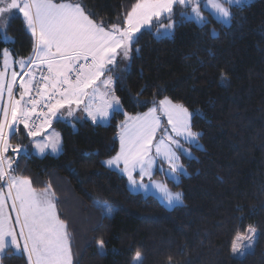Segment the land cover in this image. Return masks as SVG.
<instances>
[{
    "label": "trees",
    "instance_id": "1",
    "mask_svg": "<svg viewBox=\"0 0 264 264\" xmlns=\"http://www.w3.org/2000/svg\"><path fill=\"white\" fill-rule=\"evenodd\" d=\"M54 1L80 3L108 29L126 27L127 13L137 3ZM229 7L226 25L206 9L207 23H198L176 5L170 36L157 38L156 27L143 29L131 59L121 55L116 62L121 111L108 123L58 124L59 154L24 152L15 159V173L34 188L53 192L73 264H264V0ZM6 33L11 39L0 28V68L6 48L15 57L34 54L35 37L22 13L14 12ZM165 97L195 114L192 126L201 133L202 146H192V157L182 155L187 174L179 182L166 179L183 193V204L172 208L155 194L134 192L124 174L103 163L119 150L125 114L146 111ZM100 204L110 206L112 215ZM251 226L259 230L255 248L243 257L233 255L235 237ZM101 239L103 255L97 247ZM2 262L29 264L12 247Z\"/></svg>",
    "mask_w": 264,
    "mask_h": 264
},
{
    "label": "snow or ice",
    "instance_id": "2",
    "mask_svg": "<svg viewBox=\"0 0 264 264\" xmlns=\"http://www.w3.org/2000/svg\"><path fill=\"white\" fill-rule=\"evenodd\" d=\"M204 3L215 18L227 25L231 22L232 13L224 5L242 7L246 0H204ZM174 4L194 5V15L189 18L201 24L207 23V18L200 12V0H137L127 13L126 27L121 28L114 24L109 29L92 20L79 4H57L53 0H0V5H3L0 6V16L13 10L19 11L23 14L27 28L35 37V59L19 61L20 67L24 68L26 63H38L46 65L47 69V75L41 77V85L36 90L39 99L32 98L31 95L35 76L30 67L24 73L29 79L20 81L22 90L19 99L13 95V87L19 73L12 71L11 80L5 85V72L0 71V101H3L5 87L8 96L7 104L0 106V112L3 113V119L0 120V180L7 179V192L0 187V254L9 247H14L17 251L22 247L28 255L29 264H73L69 234L64 222L56 215V206L49 198L51 194L47 190L38 194L27 178L9 175L11 161L5 166L3 157V153L12 147L8 142V131H15L13 125L23 124L29 128V135L35 137L45 124H51V117H56L66 105L69 109L68 115L71 116L75 111L71 106L75 104L79 107L83 104V111L94 124L106 122L111 114L121 111L120 99L115 95L104 99L100 105L94 103L97 94L107 97L112 92L113 78L108 76L101 82L108 89L105 93L99 92L96 82L105 71L114 70L118 49L124 59L130 60L137 33H140L142 28H149L154 17L159 22L158 18L162 13H168L170 18ZM173 28V23L161 24L154 35L157 38L170 36ZM5 39L10 38L5 35ZM136 51L139 52V49ZM8 56L7 50H4L5 69L10 67ZM25 97H29L26 103ZM44 101L47 102L44 105L47 111L40 113L43 119L36 130H32L29 120L36 113V106ZM160 105L168 117L172 132L184 141L202 147L199 144L201 133L194 131L192 126L195 114L183 105L172 104L167 98L160 101ZM155 113L156 108H152L142 116L128 117L133 123L130 126L126 124L121 131L120 152L115 157L103 161L107 167H116L126 173L134 188L147 190L149 187L143 183V178L151 177L155 164V157L150 155L152 139L159 127V118ZM168 140L191 156L188 150L182 148L179 140H173L171 136ZM163 144L162 138L156 146V154L162 155L168 163L166 175L178 182V174H187L186 169L179 163V157L170 147L161 151ZM49 147L53 152L59 151V141L36 144L41 153ZM26 148V145L15 146L16 151ZM121 162L124 165L122 169L119 168ZM137 168L140 170V180L133 178V172ZM160 170L164 171L162 167ZM153 183L169 207L183 204V193L172 191L165 183ZM9 199L16 213L15 224L19 225L18 232L6 210ZM99 206L104 214L112 215L113 209L110 206ZM239 239L241 237L238 236L237 240ZM97 247L103 255L105 247L102 239L98 241ZM249 247L250 245H245L241 250L240 246L234 243L232 252L234 255L244 256ZM140 256L137 252V260Z\"/></svg>",
    "mask_w": 264,
    "mask_h": 264
},
{
    "label": "rangeland",
    "instance_id": "3",
    "mask_svg": "<svg viewBox=\"0 0 264 264\" xmlns=\"http://www.w3.org/2000/svg\"><path fill=\"white\" fill-rule=\"evenodd\" d=\"M251 1H253V0H246V3L247 2H251ZM9 2H10V0H9ZM53 2L57 3V4H59V3L79 4L82 7V5L80 3H73V2H69V1L56 2V1L53 0ZM176 5L180 6L182 9L184 8L183 10H181V13L186 18H189V17L194 15L192 13V7H194V5L189 4V5L185 6V5H180V4H174L173 8H172V13L170 14V18H169V14L168 13H166V12L162 13L161 16L158 18L159 22L157 21V18L154 17L152 25L149 28L156 27V29H158V28H160L161 24H163V25H167L169 23H173L174 24V21H173L174 18L173 17L175 15V10H176L175 7H176ZM0 6H3V5H0ZM224 6L228 7L230 9V7H229L230 5H228V4H225ZM204 9L210 11V9L204 3V0H200V12H201V14L204 17L207 18V21H208V15L205 13ZM15 11H17V10H13L11 13H5L2 16H0V28H1L2 32H3V35H4V37L6 35L10 39H11V37L6 33V26H7L11 16L14 14ZM85 14L88 15L86 12H85ZM106 29H108V28H106ZM143 29H145V28H142L141 31ZM173 29H172V32H173ZM138 34L139 33H137V35ZM5 50H7L8 54H9L8 59H9L10 67L5 69L4 61H3V64H2V66L0 68V71H4L5 72V85H7V83L11 80L12 71H16V69H15L16 66H18L20 71H22L24 69V68L20 67L19 61L24 60L25 62H27V61L30 60L31 57H29V58H27V57H15L14 54L12 53V51L10 50V48H6ZM117 52H118V55L116 56V62L119 60V57L122 55L121 50L118 49ZM4 59H5V57H4ZM26 65H28V68L30 67L32 69V71H34V72L38 71L39 67L42 66L41 64H36V63H34V64L26 63L25 66ZM109 67H111V66H109ZM108 76H111L113 78V84L111 85L112 92L107 97H102L100 94H97L95 96V100H94V103L97 104V105L102 104L104 99H110L111 95H115L116 97H118L116 95L115 89H114L116 77H115L113 71H111V72L105 71L104 75H102L100 77V80H98L96 82V87L99 88V92L100 93L107 92L108 89H106L101 82L104 79H106ZM28 78H29V76L24 75V77L22 79L26 81ZM35 81H36V79H35ZM17 86H18V84H17ZM33 87H34V84H33ZM89 91H91V90H89ZM13 95L15 96V92L13 93ZM15 98L19 99V95H17ZM166 98H167V100L171 101L172 104L183 105L185 108H187L189 110V112H192L183 103L174 101L173 99H171L169 97H165V98H162V99H159V100H155L154 103L146 111H142V112H139L137 114H127L126 118L121 123L118 136H119V140H120V134H121L122 129L125 127V125L127 124V125L130 126L133 123L131 120L127 119L128 117L142 116L144 113L149 112V109L156 108L155 116L159 118V127L157 128V130H156V132H155V134L153 136V139H152V151L150 153V155L155 157V164H154V166L152 168L151 177L145 176L143 178V183L149 185V187L147 188V190H145L143 188H134L131 185L130 182H129V186H130L131 190H133L134 192H142L144 194H150V193L155 194L156 196H158L164 202V204L168 208H172L174 206L169 207L167 205V203L165 202V200L162 197V193L155 187V184L153 182H162V183L167 184L168 187L172 191H179V192H181V191L179 189H173L168 184V182L166 181V179H171L170 176L166 175V172H167V169H168L169 166H168L167 161L163 159L162 155H157L156 154V151H155L156 146L160 143L161 139L163 138L164 144L161 145V151L163 152L167 147H170L172 149V151H174L176 153V155L179 157V163L182 164L184 166V168L186 169L185 165L183 164V161H182L181 157H182L183 154L184 155H187V154L181 148H178L176 145L171 144V142L168 140V137L171 136L173 140H179L180 144L182 145V148L188 150V152L191 153V156L187 155L189 157H192L194 155L193 150H192V146H196V145L184 141L183 138H181L179 136H176L175 133L172 132V126L168 123V117H167L166 113L164 112L163 108L160 105V101H163ZM28 100H29V97L25 98V103ZM7 101H8V96H7V90H6V87H5L4 98H3V101H0V106L6 105ZM85 102H87V99H85ZM46 103L47 102L44 101L41 104H38L36 106V113L29 120V125L31 126L32 130H36V128L40 125V123H41V121L43 119V117L41 115L38 116V119H37V122H36L35 125H32V120L34 119V116L38 112L47 111V108L44 106ZM71 107H72V109H75L73 115H71V116L68 115V110L69 109H68V106L66 105L64 108L60 109V111L57 113L56 117H51V124L50 125L45 124L40 129L39 134L37 136H35V137L29 135V128H26L23 124L13 125V129L15 131H12V130L8 131V142L12 145V147L9 148L6 152L3 153V157H4V160H5V166H7V162L8 161H11V170L9 172V175L17 176V177H23V176H20L19 174L15 173V171L13 170L14 161L18 157V155L21 154V153H24V152H26V153H35V154H38V155H44L46 153H52V154L57 155V154H59L62 151V149H63L62 131H61V128L58 126V124L69 123V124L73 125L74 127H77V124L79 122H83L86 119H90L89 117H87V114L83 111V108H82V107H84L83 104H81L79 107H77L75 104H73ZM61 114H63V115L61 116ZM112 115L113 114H111L109 116L108 120L106 122H103V123H108L110 121ZM2 119H3V113L0 112V120H2ZM20 127H22L21 131H20ZM193 130L196 131L194 128H193ZM57 140L59 141V147H60V150L57 151V152H53L52 149L49 147V148H46L43 153H41L39 151V149L36 148V144L38 142L39 143H45V142L51 143V142H55ZM17 144L22 145V146L26 145L27 148L26 149H22L20 151H16L15 150V146ZM199 144L201 145L200 138H199ZM120 150H121V143H120L119 150L117 151V153H119ZM117 153L105 158L104 161L107 160V159H110L112 157H115L117 155ZM123 167H124L123 162H121L119 168L122 169ZM161 167L164 169V171L160 170ZM112 168L118 170L119 172H121L122 174H124L127 177V174L122 172V171H120L118 168H116V167H112ZM186 172H187V169H186ZM157 173H160L163 178L155 177V174H157ZM181 174L182 173L178 174L179 175V181H180ZM25 178H27V177H25ZM133 178L136 179V180H140V170H139V168H137L133 172ZM0 184H1L0 187H2L4 192L6 193L7 192V179L5 178V180H0ZM31 187L33 189H35L38 194L39 193H43L45 190H47L51 194L49 198L55 204V197H54V194H53V192L51 191L50 188H45V189L38 190V189L34 188L32 186V184H31ZM6 210L9 213V215L12 217L13 226L16 228V230L18 232L19 231V225L15 224V215H16V213L11 207V200L10 199L7 202ZM55 210H56V208H55ZM56 215H57V212H56ZM57 217H58V215H57ZM59 220H61V219L59 218ZM66 231L68 232L67 228H66ZM68 234H69V232H68ZM258 234H259V230H258L257 227H255V226L248 227L245 232L240 233V234H238L235 237L234 243L239 245L241 250L244 249L245 245H250V247L248 248L247 252L251 251V250H253L255 248V245H256V242H257V238H258ZM238 236L241 237V239L237 240ZM20 239H21V244H23L22 238H20ZM12 248L14 249V247H12ZM14 251L19 252V253H24L27 256V259H28V255H27L26 252L23 251L22 247H21V249L19 251L15 250V249H14ZM4 253L0 254V264H3L2 256L4 255ZM235 256L243 257V256H239V255H235ZM137 261L138 260H136V262ZM28 262H29V260H28Z\"/></svg>",
    "mask_w": 264,
    "mask_h": 264
},
{
    "label": "built area",
    "instance_id": "4",
    "mask_svg": "<svg viewBox=\"0 0 264 264\" xmlns=\"http://www.w3.org/2000/svg\"><path fill=\"white\" fill-rule=\"evenodd\" d=\"M46 74H47V69H46L45 65L40 66L38 71L33 72V75L35 76L36 81L34 83L33 91H32V94H31L32 98H37V99L39 98L37 96V91L36 90L41 85V77L42 76H46ZM38 116L32 120V125L36 124Z\"/></svg>",
    "mask_w": 264,
    "mask_h": 264
},
{
    "label": "crops",
    "instance_id": "5",
    "mask_svg": "<svg viewBox=\"0 0 264 264\" xmlns=\"http://www.w3.org/2000/svg\"><path fill=\"white\" fill-rule=\"evenodd\" d=\"M34 54H33V56L30 58V59H32V60H34ZM4 61V60H3ZM32 64H34V63H32ZM36 64H38V63H36ZM16 72L17 73H19V75L17 76V78H16V84H15V86L13 87V93L15 92V97L17 96V95H19V93H20V91L22 90L21 88H20V81H21V79L24 77V73L25 72H27L28 71V65H26L25 67H24V69L22 70V71H20V69L18 68V66H16ZM33 72L34 71H32V74H33ZM29 79V78H28ZM27 79V80H28ZM34 82H35V79H34V81H33V84H34ZM17 84H18V86H17ZM27 98V97H26ZM83 108V107H82ZM41 112H38L35 116H34V118L36 117V116H38L39 114H40ZM19 128V127H18ZM17 128V129H18ZM1 185V184H0Z\"/></svg>",
    "mask_w": 264,
    "mask_h": 264
},
{
    "label": "water",
    "instance_id": "6",
    "mask_svg": "<svg viewBox=\"0 0 264 264\" xmlns=\"http://www.w3.org/2000/svg\"><path fill=\"white\" fill-rule=\"evenodd\" d=\"M24 102H25V100H24Z\"/></svg>",
    "mask_w": 264,
    "mask_h": 264
}]
</instances>
